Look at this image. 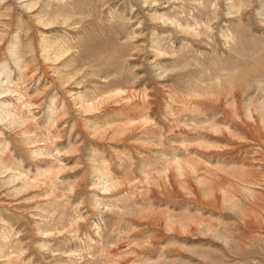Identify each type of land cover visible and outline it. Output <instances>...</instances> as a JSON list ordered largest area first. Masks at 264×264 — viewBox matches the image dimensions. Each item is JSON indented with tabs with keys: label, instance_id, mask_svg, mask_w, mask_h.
<instances>
[{
	"label": "rangeland",
	"instance_id": "obj_1",
	"mask_svg": "<svg viewBox=\"0 0 264 264\" xmlns=\"http://www.w3.org/2000/svg\"><path fill=\"white\" fill-rule=\"evenodd\" d=\"M0 264H264V0H0Z\"/></svg>",
	"mask_w": 264,
	"mask_h": 264
}]
</instances>
